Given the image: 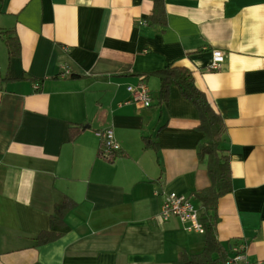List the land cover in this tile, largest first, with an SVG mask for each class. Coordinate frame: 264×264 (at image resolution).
<instances>
[{
  "label": "crops",
  "instance_id": "0c3cea01",
  "mask_svg": "<svg viewBox=\"0 0 264 264\" xmlns=\"http://www.w3.org/2000/svg\"><path fill=\"white\" fill-rule=\"evenodd\" d=\"M154 1L0 0V264H176L204 251L205 233L159 217L170 193L202 213L194 193L211 185L196 108L176 86L157 105L150 74L169 65L191 71L227 127L217 241L264 259V0H164L166 25L149 26ZM139 83L149 106L127 103ZM106 130L121 147L112 161L99 154ZM65 199L74 207L52 226ZM44 232L56 238L38 245Z\"/></svg>",
  "mask_w": 264,
  "mask_h": 264
},
{
  "label": "trees",
  "instance_id": "16d2710c",
  "mask_svg": "<svg viewBox=\"0 0 264 264\" xmlns=\"http://www.w3.org/2000/svg\"><path fill=\"white\" fill-rule=\"evenodd\" d=\"M147 22L149 26L166 25L164 0L154 1L152 13ZM2 34L9 57H19L20 43L18 39L12 36L10 31H5ZM151 75H156L159 80L157 105H167L170 99L171 87L176 86L181 96L196 108L199 118L196 129L203 134V138L198 145V160L201 164L206 165L211 182L210 187L194 193V198L199 201L202 210L201 221L206 235L205 249L195 256L181 254L176 264H222L227 257V253L222 251L216 238V228L219 221L217 209L219 200L232 192V171L227 147L226 124L222 116L212 108L204 92L196 87L189 69L169 65ZM75 135L76 130L71 128L70 136L72 140ZM143 139L145 147H148L150 145L148 138ZM72 207H74V203L68 199L56 206L54 214L51 216V225L62 227L64 216ZM55 238L56 235L44 232L37 236L36 243L38 245L45 244Z\"/></svg>",
  "mask_w": 264,
  "mask_h": 264
},
{
  "label": "built area",
  "instance_id": "2783aa9c",
  "mask_svg": "<svg viewBox=\"0 0 264 264\" xmlns=\"http://www.w3.org/2000/svg\"><path fill=\"white\" fill-rule=\"evenodd\" d=\"M223 60V52H212L211 69L217 70ZM35 89H39L36 84ZM127 91L130 94L127 103H139L149 106L152 103V95L148 86L144 83H139L136 86H128ZM103 138V146L100 150V157L106 161H112L116 154L121 151L120 144L114 139L112 131L106 130ZM159 217L162 221H167L171 218L177 219L188 232L205 233L204 225L201 221V213L190 197L184 194L170 193L165 196L159 212ZM247 246L240 244L233 246L231 255H228L222 264H264V259L251 263L247 259Z\"/></svg>",
  "mask_w": 264,
  "mask_h": 264
}]
</instances>
